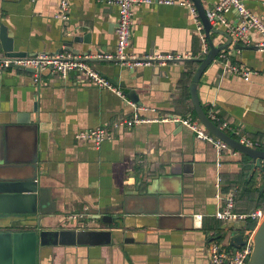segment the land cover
Returning <instances> with one entry per match:
<instances>
[{
  "label": "crops",
  "instance_id": "0c3cea01",
  "mask_svg": "<svg viewBox=\"0 0 264 264\" xmlns=\"http://www.w3.org/2000/svg\"><path fill=\"white\" fill-rule=\"evenodd\" d=\"M158 1L135 4L129 52L189 57L156 69L129 68L97 58L116 50V5L70 0L63 18L60 0H0V24L14 38L13 51L3 50L0 42V57L10 56L9 52L74 54L78 50L76 55L90 56L93 68L117 80L114 83L126 96L80 73L63 79L46 71L35 82L34 72L26 68L0 72V169L8 171L1 177L13 178L17 168L35 166L42 185L57 202L55 214L43 218V228L79 229L83 220L71 215L98 211L122 214L127 225L126 241L119 233L110 245L42 247V264H210L209 243L227 245L225 236L231 230L215 216L223 204L217 196L219 176L220 197L236 191L237 211L264 209L258 200L264 178L254 161L231 146L220 156L212 143L197 139L185 125L146 122L120 131L99 146L76 137L79 131L130 116L134 106L144 108L141 115L148 118L199 119L190 85L199 67L197 60L210 49L207 40L206 51L202 20L188 6ZM202 1L207 11L218 2ZM243 2L264 21V0ZM227 19L233 26L239 24L238 11H230ZM214 27L226 30L218 24ZM211 38L216 46L227 41L218 33H211ZM260 39L257 31L240 40L233 36L232 44L203 74L198 96L207 114L213 108L220 121L228 123L225 132L236 139L235 131L246 134L257 149L264 150V51L256 47ZM237 44L244 47L236 48ZM221 55L250 71L249 80L237 73L225 74ZM132 89L139 99L129 97ZM246 221L232 231L243 232Z\"/></svg>",
  "mask_w": 264,
  "mask_h": 264
},
{
  "label": "built area",
  "instance_id": "2783aa9c",
  "mask_svg": "<svg viewBox=\"0 0 264 264\" xmlns=\"http://www.w3.org/2000/svg\"><path fill=\"white\" fill-rule=\"evenodd\" d=\"M37 1V0H31ZM110 4L116 5L118 8V21L116 26L117 47L114 53H102L97 58L113 61L121 66L129 68H138L143 66L152 67H166L171 64L181 62L189 56H181L178 54H155L146 56H136L129 52V47L133 38V26L135 17V4L138 2H152V0H104ZM159 3L185 5L190 8L195 15L198 13L192 0H159ZM60 16L66 18L68 15L70 0H60ZM236 9L239 15V24L231 25L227 19V14ZM207 16L211 23L218 24L226 28V30L240 40L250 31H257L261 35V39L256 43V47L260 51H264V21L256 14H254L243 2V0H218V2L207 11ZM198 28L201 30V26ZM203 40L206 44L207 39L203 35ZM223 58L224 73H237L243 75L246 80L250 78V71L243 70L240 65L229 62L226 55H221ZM90 56L76 55L70 52H59L56 54H33V55H17L0 57V72L11 68H33L34 81L40 82L43 73L50 71L53 74L67 79L71 73H80L86 80H89L102 88H106L118 96L126 99L124 90L116 85L110 78L103 75L89 63ZM141 107L134 106V111L130 116L121 118L109 124L97 126L95 128L79 131L76 134L77 138L91 140L96 146L103 142L112 140L116 135L122 131L132 128L136 125L146 122H166L172 121L181 125L189 127L195 134L196 138L212 143L218 154L221 156L224 150L230 147L228 143L212 134L199 119L194 117L185 118H169L166 116H159L148 118L141 115ZM209 118L215 123H220V128L223 130L228 127V123L221 122L220 118L210 109ZM239 142L258 148V144L253 142L246 134H241L235 131ZM221 162H218V166ZM221 177L217 179L218 198L223 200V204L215 213L216 218L226 222L227 224L234 223L238 228V224L244 220L251 219L258 224L264 219V209L258 208L251 212H239L236 210V191H230L225 196L220 197ZM86 212H77L70 217L78 220L83 219ZM244 232L245 243L239 247L230 245H223L218 241H212L207 247V254L209 256L210 264H247L249 257L253 250V236L256 230Z\"/></svg>",
  "mask_w": 264,
  "mask_h": 264
},
{
  "label": "water",
  "instance_id": "95a60500",
  "mask_svg": "<svg viewBox=\"0 0 264 264\" xmlns=\"http://www.w3.org/2000/svg\"><path fill=\"white\" fill-rule=\"evenodd\" d=\"M192 1L202 20L210 46L206 56L197 60L199 67L190 85L195 113L212 134L228 143L232 148L249 156L254 161L255 166L263 170L264 150L242 144L222 130L209 118L200 102L198 96L199 82L206 69L213 63L219 53L232 44L233 36L226 30L214 27L215 24L210 22L202 0ZM8 33L5 24L1 23L0 42L6 52L14 50V38ZM211 33L223 35L227 38V41L216 46L211 38ZM78 40V38H75V41ZM243 47L241 44L236 45V48ZM75 51L74 54L79 53L78 50ZM17 54L20 53L9 52L10 56H17ZM26 70L35 71L33 68H26ZM113 82L117 83L118 81L114 80ZM121 85L126 84L123 82ZM129 97L139 99L134 89L130 90ZM32 168L33 170L26 166L17 168L14 171L15 176L13 178L1 177L7 174L8 171L0 169V264H42L40 260L42 247L51 244L64 246L110 245L119 233L125 236L126 241L127 225L124 215L111 214L108 211H98L94 214L86 213L82 220L85 221L88 218L91 222H79V229L76 227L52 231L43 228V218L49 214H55L57 202L53 200L49 188L42 185L34 165H32ZM227 225L231 229L225 236L228 239L227 246L239 247L243 245L245 243L244 232H233L234 223ZM253 242V250L247 264H264V219L256 227Z\"/></svg>",
  "mask_w": 264,
  "mask_h": 264
},
{
  "label": "trees",
  "instance_id": "16d2710c",
  "mask_svg": "<svg viewBox=\"0 0 264 264\" xmlns=\"http://www.w3.org/2000/svg\"><path fill=\"white\" fill-rule=\"evenodd\" d=\"M246 158L248 159L249 157L246 156ZM261 172H262V176L264 178V169L261 170ZM258 200L262 201L263 204H264V189H263V191H261V194H260ZM257 206H259V205H257ZM236 209H237V206H236ZM243 226H244L243 227L244 231H245V229H248V228L252 229V228H254L256 226V221L255 220L252 221L251 219H247V221L243 223Z\"/></svg>",
  "mask_w": 264,
  "mask_h": 264
}]
</instances>
